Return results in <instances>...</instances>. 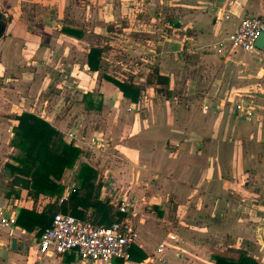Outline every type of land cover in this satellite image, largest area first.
<instances>
[{
  "label": "crops",
  "instance_id": "obj_1",
  "mask_svg": "<svg viewBox=\"0 0 264 264\" xmlns=\"http://www.w3.org/2000/svg\"><path fill=\"white\" fill-rule=\"evenodd\" d=\"M0 14L6 24L0 38L1 169L16 151L10 141L21 113L42 117L66 142L64 134L73 129L98 136L104 150L84 157L93 159L88 166L97 173L85 204L96 199L113 213V200L135 201L137 235L126 264H214L212 255L234 251L264 264L256 224L263 206L257 205V215L246 214L264 186V54L248 53L262 82L245 92L230 85L218 96L224 89L218 78L211 80L209 65L214 60L226 72L238 68L230 49H217L228 45L242 18L264 15V0H0ZM139 16L146 20L139 26L158 34V51L145 62L155 64L168 84L154 83L149 68L133 73L132 83L141 88L133 103L103 79L111 73L88 70L90 48L102 45H87L109 27L140 23ZM79 170L64 171L62 194L52 202L58 204L73 184L79 189ZM22 201L27 205L19 209L33 207L26 191L1 194L0 208ZM49 202L38 200L37 207ZM85 206L78 210L91 221L97 211ZM36 232L17 226L14 250L13 238L2 235L1 264H99L73 254H40Z\"/></svg>",
  "mask_w": 264,
  "mask_h": 264
},
{
  "label": "trees",
  "instance_id": "obj_2",
  "mask_svg": "<svg viewBox=\"0 0 264 264\" xmlns=\"http://www.w3.org/2000/svg\"><path fill=\"white\" fill-rule=\"evenodd\" d=\"M111 29L107 28V31ZM65 33L80 36L73 29H64ZM102 49L90 48L87 55V67L90 71L100 68ZM155 82L159 85H167L168 77L160 75L156 70ZM103 79L112 83L122 93L123 97L136 103L139 100L141 88L132 83L104 75ZM148 83H153L147 78ZM17 124L13 127V137L10 146L17 150V154L10 157L4 164V169L10 176L11 183L5 197L12 193L19 197L21 191H26L30 199H52L62 194L63 187L59 181L66 169H71L78 162L81 150L63 139L62 134L52 127L47 121L31 113H21L14 117ZM97 173L87 164H81L78 173L79 189L69 195L68 201L58 205L56 201L47 205L20 208L17 215V226L32 231L37 228L36 235L40 238L43 232L50 227L53 215L61 212L82 219L78 206H92L97 214L91 222L97 226H108L123 218L118 211L111 212V207L94 199L90 204H85V194H89L94 188ZM84 193V194H83ZM97 194V193H96ZM34 198V199H33ZM214 264H259L254 258L243 251H234L228 254L212 255Z\"/></svg>",
  "mask_w": 264,
  "mask_h": 264
},
{
  "label": "built area",
  "instance_id": "obj_3",
  "mask_svg": "<svg viewBox=\"0 0 264 264\" xmlns=\"http://www.w3.org/2000/svg\"><path fill=\"white\" fill-rule=\"evenodd\" d=\"M225 19L228 14H223ZM171 27L170 23H167ZM264 34V15L248 16L241 19L233 35L228 42L234 48L242 52L250 53L260 51L264 54V47L258 50L256 41ZM184 40L187 42L188 38ZM220 53L222 45L217 49ZM239 108V107H238ZM67 142L80 150L102 151L106 143L98 136H79L76 130H69L64 134ZM75 191V185H71L58 200V205L63 204L68 196ZM113 204L123 218L108 226L93 224L89 219H78L70 214L58 212L53 215L51 225L38 240V251L45 255L73 254L77 259L99 264H126L129 257V248L136 238V228L133 224L135 218V201L132 199L113 200ZM19 206L17 203H7L0 208V247L4 245L2 235L8 238L15 237L17 230V215ZM173 240V237H170ZM157 253L163 252L160 244ZM0 260V264H1Z\"/></svg>",
  "mask_w": 264,
  "mask_h": 264
},
{
  "label": "rangeland",
  "instance_id": "obj_4",
  "mask_svg": "<svg viewBox=\"0 0 264 264\" xmlns=\"http://www.w3.org/2000/svg\"><path fill=\"white\" fill-rule=\"evenodd\" d=\"M148 16V15H147ZM167 17V16H166ZM138 18V19H137ZM136 19L140 22L136 24L134 23H128L123 22L122 25L118 27H111L109 29L107 34H104L103 37H100L97 41L93 36L90 37L92 40V43L87 45V48L89 46H95V45H102V53H106L105 56L102 58V61L100 63V71L101 73H111L112 77L120 78L123 81L130 80L132 74H145V69L149 68V75H151V78L155 80L154 78V69H158L155 64H151L149 62H145L146 57L150 54V52H156L158 51L157 46L155 45V42H157L158 34L157 33H149L147 29H145L141 25V22L144 23L146 20L145 18L139 16ZM147 18V17H146ZM168 19V18H167ZM168 20H171L169 18ZM88 31V30H87ZM155 32V31H154ZM152 41L149 43V41ZM225 51H230L235 54L236 60L238 61L236 66L238 68H235L234 70H230L228 72L225 71V68L222 67V65H216V61H211L209 63L210 65V72L213 71L212 74H210L211 80L218 78L219 84L223 87L218 92V96H225V90L230 85H234L235 87L245 88L243 89L244 92L247 90L246 87H254L258 83L262 82L261 79L256 78V68H254L253 61H256L252 59L250 54L242 52L241 50L234 48L228 43V45L225 47ZM252 60V61H250ZM117 62V63H116ZM222 69L221 73L219 70ZM218 70L215 74L214 72ZM153 71V72H152ZM260 74V73H259ZM243 92V91H242ZM65 97L67 98L69 104L72 101L70 98L69 93H65ZM250 94V93H248ZM46 96V95H45ZM228 96V95H227ZM74 100V99H73ZM68 104V107H69ZM42 118V117H41ZM3 147V146H1ZM5 150V148H3ZM1 150V149H0ZM6 151V150H5ZM90 151V152H89ZM7 152V151H6ZM89 152V153H87ZM100 152V151H99ZM96 151L94 153V150H81L80 157L78 159V162L75 164V166H79L81 164H85V156L89 155L90 157H93L96 155ZM17 154V150L13 151V155ZM10 156V157H12ZM8 155H6V158ZM8 160L9 157L7 158ZM92 159V158H90ZM90 159H87L88 164H94L95 162ZM1 163H0V195H5V193L9 190V185L11 183L10 176L6 169H1ZM75 166H73L71 169H75ZM257 196L252 197L248 201V205H246V214L247 215H257L259 212L257 211L259 203L263 206V210L261 213V218L259 221H256V224L258 225V229H261L264 225V186H262L261 190H257ZM254 196V195H253ZM34 199V198H33ZM53 199V198H52ZM52 199H49L50 202H52ZM33 201V207H37L38 200L45 201L47 198H39V199H30ZM27 202V200H26ZM22 201L19 205V207L26 206L27 203ZM25 203V204H24ZM23 204V205H22ZM253 205H256L253 206ZM17 234V233H16ZM263 248H264V239H263ZM264 259V255H263Z\"/></svg>",
  "mask_w": 264,
  "mask_h": 264
},
{
  "label": "water",
  "instance_id": "obj_5",
  "mask_svg": "<svg viewBox=\"0 0 264 264\" xmlns=\"http://www.w3.org/2000/svg\"><path fill=\"white\" fill-rule=\"evenodd\" d=\"M5 28H6V24L3 22L2 20V16L0 14V38L3 36L4 32H5ZM256 47L258 50H262L263 47H264V34H261L257 41H256ZM262 236H263V239H264V228L262 229ZM17 239L13 238L11 240V249L14 250L16 249L17 247Z\"/></svg>",
  "mask_w": 264,
  "mask_h": 264
},
{
  "label": "bare ground",
  "instance_id": "obj_6",
  "mask_svg": "<svg viewBox=\"0 0 264 264\" xmlns=\"http://www.w3.org/2000/svg\"><path fill=\"white\" fill-rule=\"evenodd\" d=\"M264 228V225H263V227H262V229Z\"/></svg>",
  "mask_w": 264,
  "mask_h": 264
}]
</instances>
